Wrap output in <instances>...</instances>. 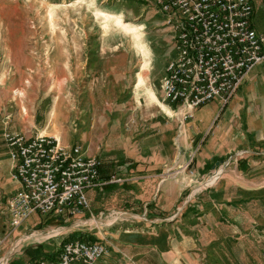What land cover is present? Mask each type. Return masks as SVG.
<instances>
[{
	"label": "crops",
	"instance_id": "obj_1",
	"mask_svg": "<svg viewBox=\"0 0 264 264\" xmlns=\"http://www.w3.org/2000/svg\"><path fill=\"white\" fill-rule=\"evenodd\" d=\"M115 89L112 101L119 102L122 91ZM140 89L131 102L104 103V118L84 122L87 128L74 135L55 130L58 118L39 103H31V114L25 106L16 109L18 104L0 107V208L20 188L6 131L82 145L88 155L102 159L100 178L106 182L86 190L90 212L35 213L11 232L0 215L1 236L27 241L11 264L56 260L63 243L75 239L106 246L108 253L95 264H253L254 252L264 250V64L249 72L226 106L215 99L195 111L185 144L172 106L163 101L162 80L148 96ZM125 113L132 120L127 128ZM239 150L244 158L214 188L193 191L203 176ZM110 212L122 215L112 223ZM91 215L100 221L91 222ZM60 222L68 223L64 234H43ZM38 232L29 239L27 234Z\"/></svg>",
	"mask_w": 264,
	"mask_h": 264
},
{
	"label": "rangeland",
	"instance_id": "obj_2",
	"mask_svg": "<svg viewBox=\"0 0 264 264\" xmlns=\"http://www.w3.org/2000/svg\"><path fill=\"white\" fill-rule=\"evenodd\" d=\"M252 2L254 26L262 31L264 0ZM127 26L137 27L140 37ZM141 44L148 48L147 55ZM175 55L174 33L153 0H0V107L18 104L16 109L25 106L31 114L35 107L31 103H39L58 118L53 126L57 131L74 135L90 121L104 118V103L134 100L138 87L141 95L148 96L149 90L161 85ZM139 72L144 76L141 86ZM115 88L122 91L119 102L112 101ZM125 115L127 128L132 120ZM179 145L185 148L177 140ZM200 181L193 191L201 189ZM91 219L100 221L98 216ZM67 229L68 223L60 222L43 234L57 237ZM41 233L27 235L31 240ZM21 239L8 235L0 262L6 258L4 263L11 264L20 256L27 243ZM260 252H254L253 264H264V250Z\"/></svg>",
	"mask_w": 264,
	"mask_h": 264
},
{
	"label": "built area",
	"instance_id": "obj_3",
	"mask_svg": "<svg viewBox=\"0 0 264 264\" xmlns=\"http://www.w3.org/2000/svg\"><path fill=\"white\" fill-rule=\"evenodd\" d=\"M170 26L176 55L162 79L163 101L172 106L180 122L178 137L195 111L215 99L226 106L249 72L264 64V30L254 26L252 0H153ZM4 140L14 162V178L20 184L0 208L11 230L19 228L31 215H72L91 211L86 190L103 186L102 159L88 155L80 144H64L55 137L38 133L26 136L6 131ZM243 150L232 153L213 168L201 189L214 188L244 158ZM112 181H121L112 178ZM120 212H110L114 223ZM96 219V216H92ZM7 236L0 234V252ZM108 253L100 242L81 239L64 242L58 259L34 264H95Z\"/></svg>",
	"mask_w": 264,
	"mask_h": 264
},
{
	"label": "bare ground",
	"instance_id": "obj_4",
	"mask_svg": "<svg viewBox=\"0 0 264 264\" xmlns=\"http://www.w3.org/2000/svg\"><path fill=\"white\" fill-rule=\"evenodd\" d=\"M119 23L121 24L122 22L119 21ZM126 29L133 31L134 34L136 35V38H139V37H140V35L137 34V27H128V26H127ZM139 46H140V50L143 52V54H144V55H145V54L147 55V54H148V48H147L144 44H141V45H139ZM144 66H145V64H144ZM143 82H144L143 77H142V76H139V82H138V85H142ZM151 97H152V96H151ZM36 235H38V234H36ZM5 259H6V258H5ZM5 259H4V260H5ZM4 260H2V262H0V264H5V263H4Z\"/></svg>",
	"mask_w": 264,
	"mask_h": 264
}]
</instances>
